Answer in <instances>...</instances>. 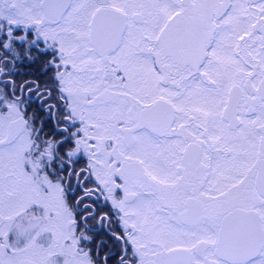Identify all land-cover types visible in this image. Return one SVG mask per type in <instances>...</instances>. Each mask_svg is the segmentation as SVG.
<instances>
[{"label": "snow or ice", "instance_id": "6c2138e0", "mask_svg": "<svg viewBox=\"0 0 264 264\" xmlns=\"http://www.w3.org/2000/svg\"><path fill=\"white\" fill-rule=\"evenodd\" d=\"M0 264H264V0H0Z\"/></svg>", "mask_w": 264, "mask_h": 264}, {"label": "flooded vegetation", "instance_id": "af4514ba", "mask_svg": "<svg viewBox=\"0 0 264 264\" xmlns=\"http://www.w3.org/2000/svg\"><path fill=\"white\" fill-rule=\"evenodd\" d=\"M14 72L15 75L13 76V79L16 80L17 84H22L25 80L37 78L35 66H29L27 61H25L24 63H18L14 68ZM29 103L31 105L29 108L30 113L35 112L40 116L45 115L40 108V101L36 99L34 93L32 94ZM90 235L94 237V245H90V247L99 245L104 248L105 252L111 251L113 254H115L117 245L116 242L110 237V235L98 236L94 232L90 233ZM101 255H103V253H101Z\"/></svg>", "mask_w": 264, "mask_h": 264}, {"label": "trees", "instance_id": "16d2710c", "mask_svg": "<svg viewBox=\"0 0 264 264\" xmlns=\"http://www.w3.org/2000/svg\"><path fill=\"white\" fill-rule=\"evenodd\" d=\"M98 236L108 235V232L105 229H99L97 232H95Z\"/></svg>", "mask_w": 264, "mask_h": 264}]
</instances>
